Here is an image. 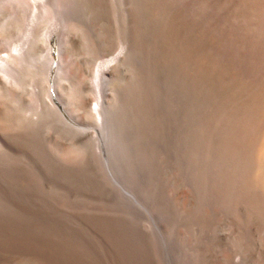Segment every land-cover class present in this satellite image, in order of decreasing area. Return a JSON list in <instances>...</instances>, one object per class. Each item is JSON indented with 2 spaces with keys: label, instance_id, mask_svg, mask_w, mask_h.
<instances>
[{
  "label": "rangeland",
  "instance_id": "374dc122",
  "mask_svg": "<svg viewBox=\"0 0 264 264\" xmlns=\"http://www.w3.org/2000/svg\"><path fill=\"white\" fill-rule=\"evenodd\" d=\"M65 1L73 5L72 37L60 59L55 36L51 86L69 118L94 127V67L129 43L110 71V113L128 135L127 155H114L112 165L143 205L131 208L109 185L91 161L89 136L65 135L57 116L30 120L38 114L30 105L33 87L45 100L39 24L29 62L19 68L23 87L0 80L7 143L0 153V264H152L161 237L167 248L182 249L181 264H264V194L247 168L264 125V0ZM10 24L0 39L20 35L21 26ZM60 60L68 74L58 69Z\"/></svg>",
  "mask_w": 264,
  "mask_h": 264
},
{
  "label": "bare ground",
  "instance_id": "6f19581e",
  "mask_svg": "<svg viewBox=\"0 0 264 264\" xmlns=\"http://www.w3.org/2000/svg\"><path fill=\"white\" fill-rule=\"evenodd\" d=\"M113 1V0H112ZM115 1V0H114ZM117 1V0H116ZM177 1V0H175ZM73 4V3H72ZM72 6L73 5H70V3H68L67 1L65 0H0V29H3L5 28L8 24H10L11 22L18 25V28H19V25L21 26V30H20V35H19V30H18V33L16 34L17 36L15 37V39H0V80L3 81L1 82L3 85H7V86H10L11 88H15V89H18V88H22L23 87V81L22 80V77L19 76V68L21 66H24V64L28 63L27 62V57L30 53L31 50V46L32 44H35V30L37 29V26L39 24H43L45 25V29H44V32L43 34L41 35L42 37L39 38V39H42L44 41V46H46V49H45V53H44V59L45 62H42V67H37L39 66L38 64H35L36 61H35V58L33 59L35 61L34 65H36L35 67H37L41 74L43 76L42 79L44 80V83L45 85L42 83V85H44L43 89V96H44V93H45V100L44 102H41L40 101V97H39V92L38 90L40 89H36L38 88L37 85L35 84V82L37 81L38 83V75L35 76L36 77V81H32V83L34 82V85L36 86L35 89L36 91L34 90V87H33V90L32 92L33 93V97L31 96V101L32 103L30 102V105L33 107L34 110H36L38 112L37 116L34 117V118H30V120L33 122V123H36L37 121H39L40 119H48L50 122L52 121V117L53 116H57L62 123V129H63V132H65V135L66 134H73L74 136H77V137H83V136H89L88 139H86L85 143H87V141H89V143L91 144V146L93 147V151L90 150V152H93V157H90L92 158V163L93 161L95 160L96 164L95 166H97L100 171H102L105 176H106V179L108 180L109 182V185H111V187H114V189H118L120 191V194L123 198V200L127 201L130 205L131 208H134L136 207L137 209V206L139 207V205L142 204L141 202V199L139 201V198L140 196H138L137 198V192L136 190L131 187L129 188L130 186L127 184V180H125L126 175L125 174H122V177H124V179L122 177H120L118 175V173H120V171L118 170L117 166V170L116 168L112 165L114 163V161H112V158L114 157V155L120 157L123 155L126 154V147L124 146L126 144L125 142V136H128L127 134H125V130L123 127H120L119 123L116 122V118L115 116L111 115V106L109 105V102H108V89L110 88L109 84H110V81L111 79L115 78L114 76L112 77V72L111 69L113 67V65L115 63H118L120 62L122 59H123V56L126 54L127 52V49H128V45L127 44H124V43H120V48L118 50V53H116L112 58L110 59H102V61H99L94 67V71H93V74H92V77H91V82H92V92H93V95H94V98L92 99V108H91V112H92V117H94L95 119V125L93 128L90 127V125H87L89 127H87L86 125L85 126H82V124H79L77 123L76 119H72V118H69V116L66 114L65 112V109L62 108L61 104H60V101L61 99L63 100V98H60V99H57L56 96H57V93H56V90L54 89V87L52 88L51 86V74H52V69H53V66H54V59L52 57V54H53V41L55 39V36L58 34L59 36H57L58 40H59V46L61 47V53H62V58H65V55H66V48L68 47V45H70V27L72 26V23H73V18L74 17V13L73 11H71L72 9ZM194 8V7H193ZM192 9V8H191ZM117 14V13H116ZM128 14H126L127 16ZM118 15H116L117 17ZM128 18V16H127ZM118 19V17H117ZM119 22V21H118ZM129 23V22H128ZM11 25V24H10ZM12 26V25H11ZM75 29V28H74ZM121 36V35H120ZM74 37V36H73ZM13 38V37H12ZM34 38V39H33ZM37 38V37H36ZM121 39V38H120ZM122 42V39L120 40ZM37 42V41H36ZM133 44V43H132ZM5 48V50H2L1 47ZM133 47V46H132ZM135 47V46H134ZM138 47V46H137ZM132 49V48H131ZM130 49V50H131ZM134 50V49H133ZM132 52V50H131ZM65 53V55L63 54ZM128 53V52H127ZM64 55V57H63ZM129 57H131L129 55ZM137 57V55H136ZM31 59V63L30 65H32L33 63V60ZM42 59V58H41ZM124 60V59H123ZM137 59H135L136 61ZM67 60L65 59V63ZM128 61V60H127ZM139 60H137L136 63H141V62H138ZM64 63V62H63ZM63 63H62V60L59 61V70L62 71H66L67 72V69H63ZM64 63V64H65ZM62 64V65H61ZM34 65H32V67H34ZM129 65V64H128ZM141 65V64H140ZM26 66V65H25ZM22 69V67H21ZM25 69V68H24ZM34 70V68H32ZM36 70V69H35ZM36 70V73H38L39 71ZM58 70V71H59ZM64 73V74H68V73ZM60 72V71H59ZM19 73V74H18ZM61 73V75H62ZM111 73V74H110ZM258 73V72H257ZM264 74V72H262ZM63 74L64 78H69V77H65V75ZM261 74V72H260ZM18 75V76H17ZM21 75V74H20ZM257 75V74H256ZM67 76V75H66ZM255 76V75H254ZM261 76V75H260ZM264 76V75H262ZM38 77V79H37ZM57 77V75H56ZM62 77V76H61ZM259 76L257 75V78ZM260 78V77H259ZM23 79H25L23 77ZM63 80V79H62ZM116 81V79H114ZM114 80H112L114 82ZM39 81H42V80H39ZM122 81V80H120ZM261 82H263V80L260 79ZM25 82V81H24ZM43 82V81H42ZM54 83V82H53ZM138 85V84H137ZM33 86V85H32ZM31 86V88H32ZM1 87V85H0ZM41 87V86H40ZM57 87V86H56ZM139 87V86H138ZM142 88V87H141ZM58 89V88H57ZM120 89V87H119ZM123 89V88H122ZM131 89V88H130ZM139 90V88H137ZM2 90V89H1ZM0 90V92H1ZM128 90V89H127ZM133 91V89H132ZM141 91V90H140ZM31 92V94H32ZM125 92V91H123ZM130 92V91H129ZM135 92V91H134ZM138 93V91H137ZM145 93V92H144ZM1 94V93H0ZM4 94V93H3ZM12 94V93H11ZM10 94V95H11ZM115 94V93H114ZM119 94V93H118ZM59 95V94H58ZM92 95V96H93ZM123 95V94H122ZM134 95V94H133ZM137 96V95H136ZM147 96V95H146ZM1 97V96H0ZM134 96H132L131 98H133ZM91 99V98H90ZM134 99V98H133ZM144 99V98H143ZM147 99V98H146ZM60 100V101H59ZM128 100V99H127ZM132 100V99H131ZM130 100V101H131ZM59 101V102H58ZM65 100L62 101V103H64ZM128 102V101H127ZM119 104V103H118ZM131 104V103H130ZM119 106V105H118ZM139 106V105H138ZM29 107V106H28ZM114 108V107H113ZM122 108V107H121ZM138 107L135 108V110L137 109ZM30 109V108H29ZM32 109V110H33ZM117 109V108H116ZM14 110V108H13ZM121 110V109H120ZM134 110V109H133ZM139 110V109H138ZM264 110V109H263ZM11 111V110H10ZM31 111V110H30ZM143 112V111H142ZM11 113V112H10ZM33 113V112H32ZM31 113V114H32ZM124 113V112H123ZM264 113V112H263ZM72 115V113H71ZM263 116V115H262ZM144 117V116H143ZM264 118V117H263ZM29 120V121H30ZM127 120V119H126ZM42 120H40L41 122ZM123 121V120H121ZM28 122V120H27ZM44 123V122H43ZM143 123V122H142ZM32 124V123H31ZM52 124V123H51ZM94 124V123H93ZM136 124H138L136 122ZM261 124H264L261 122ZM259 124V126L261 125ZM144 125V124H143ZM51 126V125H50ZM49 126V127H50ZM93 126V125H92ZM126 126V124L124 125V127ZM129 126V124H128ZM258 126V127H259ZM28 126H26L25 128L27 129ZM35 127H36V124H35ZM46 127V126H45ZM261 127V128H260ZM259 127V131H258V128L256 129L257 132L259 133V136L258 138L256 139V141L253 143V151H252V154H251V159L249 161L248 159V164H247V168L249 167V171H251V174L253 175V181L259 186V188L261 189L262 191V196L264 194V125H261ZM39 128V127H38ZM127 128V127H126ZM91 129L93 130V132L91 131ZM46 130V129H45ZM135 130V129H134ZM139 130V129H138ZM16 131V130H15ZM27 131V130H25ZM30 131V129L28 130V132ZM57 131V130H56ZM91 131V132H90ZM147 131V130H146ZM19 132V131H18ZM27 132V133H28ZM36 132V131H35ZM47 132V131H45ZM48 132H51V129L50 131ZM138 132V131H137ZM55 133V132H54ZM61 133V132H60ZM91 133V134H90ZM132 133V132H131ZM130 133V134H131ZM135 133V131H134ZM5 134V133H4ZM19 134V133H18ZM23 135L26 134L25 132L22 133ZM36 134V133H35ZM133 134V133H132ZM137 134V133H136ZM31 134L29 133L28 135L26 136H30ZM258 135V134H257ZM19 136H22V135H19ZM32 137H34L33 135H31ZM30 136V137H31ZM133 136V135H132ZM31 137V138H32ZM36 137V136H35ZM134 137V136H133ZM140 137V136H139ZM142 137V136H141ZM5 137L3 136V134L0 132V153L3 152V148H6L7 147V143L4 139ZM66 138H69V137H66ZM138 138V137H137ZM17 139V138H16ZM29 139V138H28ZM134 139V138H133ZM136 139V138H135ZM134 139V140H135ZM139 139V138H138ZM136 139V140H138ZM30 140V139H29ZM64 140V139H63ZM76 140V139H75ZM131 140H132V137H131ZM133 140V141H134ZM147 140V139H146ZM145 140V141H146ZM73 141V140H72ZM70 141V142H72ZM32 142V141H31ZM75 142V141H73ZM139 142V141H138ZM137 142V143H138ZM131 143V142H130ZM128 143V144H130ZM134 143V142H133ZM132 143V144H133ZM136 143V142H135ZM146 143V142H145ZM148 143V142H147ZM146 143V144H147ZM74 144V143H73ZM84 144V143H83ZM115 144L116 145H119L120 147L117 149L118 152L116 151V148H115ZM127 144V145H128ZM249 144V143H248ZM80 144H78L79 146ZM82 145V144H81ZM148 145V144H147ZM164 145V144H163ZM83 146V145H82ZM86 146V145H84ZM130 147V146H129ZM132 147V146H131ZM130 147V149H131ZM76 148V147H75ZM84 148V147H83ZM138 148V147H137ZM144 148V147H143ZM86 149V148H85ZM128 149V150H130ZM161 149H163L164 151V148H162L161 146ZM76 150H79V148ZM87 150V149H86ZM127 150V152H128ZM5 151V150H4ZM81 151V150H79ZM85 151V150H84ZM88 151V150H87ZM124 151V153H123ZM135 151L136 153H133ZM131 151V153L133 154H137L138 151H136L135 149H133ZM88 152L89 154H92ZM143 152V151H142ZM5 153V152H4ZM87 153V155H88ZM138 153H141V152H138ZM2 154V153H1ZM83 154V153H82ZM85 154V152H84ZM83 154V155H84ZM146 154L148 155V152H146ZM127 155V154H126ZM138 155V154H137ZM132 156V155H131ZM140 156V155H139ZM143 156L142 158L145 159V153L144 155H141ZM4 157V156H3ZM1 158V157H0ZM30 158V157H29ZM129 158V157H127ZM125 157V159H127ZM133 158V156H132ZM130 159V158H129ZM134 159V158H133ZM140 159L139 158V163H140ZM143 159V162L141 161V163H147V160H144ZM148 159V158H147ZM135 160V159H134ZM133 160V163H135L136 161ZM149 160V159H148ZM120 161V160H119ZM129 162V160H127ZM126 161V162H127ZM150 161V160H149ZM3 162H4V159H3ZM2 162V164H4ZM113 162V163H112ZM128 162H127V165L128 166ZM116 165H117V162H115ZM114 163V164H115ZM130 163V162H129ZM137 163V162H136ZM138 163V164H139ZM95 164V163H94ZM93 164V165H94ZM150 165V162L148 163ZM148 165V166H149ZM15 166V165H14ZM37 166V165H36ZM94 166V167H95ZM121 166H124V164H122ZM138 166V165H137ZM136 166V167H137ZM140 166V165H139ZM138 166V168H139ZM147 166V165H146ZM3 167V166H2ZM1 167V168H2ZM5 167V166H4ZM18 167V166H17ZM119 167V166H118ZM134 167V166H133ZM143 167V166H142ZM145 167V166H144ZM6 168V167H5ZM8 168V167H7ZM10 168V167H9ZM20 168V167H18ZM120 168V167H119ZM137 168V169H138ZM13 169V168H12ZM22 169V168H21ZM20 169V171H21ZM26 169V168H25ZM121 169V168H120ZM124 169V168H123ZM132 169H135V168H132ZM18 170V169H17ZM139 170V169H138ZM134 171L133 170L131 172H133L135 174L136 172V175L135 176L137 179L139 178V176L141 177L140 174V170L139 171ZM13 171V170H12ZM19 171V172H20ZM129 171V170H128ZM247 172L248 169L246 170ZM22 172V171H21ZM20 172V173H21ZM117 172V173H116ZM123 172V171H121ZM127 172V171H125ZM139 172V173H138ZM130 173V171H129ZM143 173V172H142ZM9 174V173H8ZM27 174V173H26ZM26 174H23V175H26ZM1 175V174H0ZM20 175V174H19ZM102 175V174H101ZM121 175V173H120ZM124 175V176H123ZM31 176V175H30ZM25 177V176H23ZM27 177V176H26ZM132 177V176H131ZM28 178V177H27ZM30 178V177H29ZM28 178V179H29ZM25 179V178H24ZM141 180V179H139ZM143 182L145 181V179L143 178L142 179ZM23 182H26V181H23ZM30 182V183H29ZM29 184L31 185V183H33V180H29ZM129 182V181H128ZM142 183V181H140ZM26 183V184H28ZM130 183V182H129ZM139 182H136L134 184H136L138 186ZM145 183V182H144ZM131 184V183H130ZM141 186V185H139ZM138 186V188H139ZM3 187V186H2ZM135 190L134 192L136 193H133V191H130L129 189H132ZM3 189V188H2ZM115 189V190H116ZM140 190V189H139ZM2 192V190H0ZM247 191H249V189L247 188ZM142 193V192H141ZM248 193V192H247ZM258 193V192H257ZM259 193H261L259 191ZM139 195V194H138ZM2 196V195H1ZM247 196V195H246ZM4 198V197H3ZM2 198V201L4 200ZM248 198V197H247ZM250 198V197H249ZM248 198V199H249ZM260 200V199H259ZM124 202V201H123ZM1 203V202H0ZM143 205V204H142ZM2 206V205H1ZM248 207H250L248 205ZM134 209H133V212H134ZM126 211V210H125ZM131 211V210H130ZM136 211V210H135ZM1 215V214H0ZM248 220V219H247ZM159 228V227H158ZM250 229L248 228V231ZM247 231V232H248ZM246 232V231H245ZM244 232V234H245ZM246 232V233H247ZM251 233V232H250ZM247 235V234H246ZM249 235V233H248ZM263 235V233H262ZM135 237V235H133ZM245 236V235H244ZM132 237V236H131ZM137 237V236H136ZM247 237H251L250 235L247 236ZM133 238V237H132ZM143 238H145V235L143 236ZM142 238V239H143ZM261 238V237H260ZM138 239H141V237L139 238V235H138ZM141 239V241H142ZM248 239V238H247ZM150 239H146V241H149ZM164 238L161 237V240H158L159 242H157V244L159 245L160 241H161V245L163 246L162 249L164 251H161L159 250V247L157 249V247H155L158 251H157V254H158V260L159 262L157 263H154L155 261L152 260V264H181V262H178L181 257V255L177 254L179 249H181L180 247L177 248V253L174 252L173 249H169L167 248V245H166V242L168 243V241H166L164 243ZM138 241H134L133 242H137L138 244ZM140 241V242H141ZM178 242V241H177ZM177 242H176V245L174 244L175 242L173 241V244L175 246H177ZM135 243L133 244V246L135 245ZM145 243V240L144 242L141 244L142 247L140 246L139 244V247L140 248H143V245ZM156 243V242H155ZM155 243H153V246H156ZM262 243V242H261ZM129 244V243H128ZM131 243L129 245H132ZM136 244V245H137ZM169 244V243H168ZM173 244H170V248H173L171 245ZM157 245V246H158ZM261 245V244H260ZM152 246V245H151ZM138 247V249H139ZM145 247V246H144ZM264 247V246H263ZM263 247H260V248H263ZM150 248V246H148V249ZM154 248V249H155ZM147 249V250H148ZM154 249H152V251H154ZM251 249V248H250ZM134 250V249H132ZM182 250V249H181ZM128 251V250H126ZM125 251V252H126ZM131 251V250H130ZM139 251V250H138ZM176 251V250H175ZM184 251V250H183ZM249 251V250H248ZM134 253L135 251H131L130 253ZM141 252L145 253L147 251H144L142 250ZM155 252V251H154ZM185 252V251H184ZM127 256H128V253L126 252ZM125 254V256H126ZM146 254V253H145ZM183 254V253H182ZM185 254V253H184ZM263 254V253H262ZM179 255V256H178ZM127 256L125 258H127ZM155 257V256H154ZM137 259V258H136ZM150 260V258H149ZM156 260V261H158ZM138 261H140L138 259ZM141 263L142 260L140 261ZM128 263V262H127ZM140 263V264H141ZM150 263V262H149ZM130 264V263H128ZM132 264V262H131ZM145 264V262H144ZM184 264V262H183Z\"/></svg>",
  "mask_w": 264,
  "mask_h": 264
}]
</instances>
